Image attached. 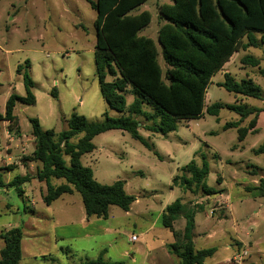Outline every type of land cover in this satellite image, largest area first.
<instances>
[{
    "label": "rangeland",
    "instance_id": "374dc122",
    "mask_svg": "<svg viewBox=\"0 0 264 264\" xmlns=\"http://www.w3.org/2000/svg\"><path fill=\"white\" fill-rule=\"evenodd\" d=\"M96 1L0 0V113H5L11 93L26 94L23 76L17 69L22 65L26 70L27 61L36 96L34 104L17 103V131L9 130L8 122L0 121V166L11 167L3 171L6 181L27 172L36 176L41 166L33 157L35 141L30 117L39 118L43 129L60 132L68 128L67 120L73 112L91 121L103 120L106 112L114 117L125 114L109 106L96 73L97 12L91 6ZM163 3L172 1L147 0L131 10V14L143 10L151 13L150 24L140 34L154 38L158 47V30L163 23L159 6ZM245 54L262 57L263 53L254 47L235 52L226 67L212 77L207 105L219 102L262 107V99L229 92L217 84L224 80L226 71L237 79L251 77L261 86L264 99V61L260 67L245 64L241 61ZM126 98L130 105L134 96L127 93ZM218 117L219 120L205 113L199 119L182 121L177 130L167 135L147 131L144 118H140V132L147 144L121 129L98 134L93 139L95 149L84 154L82 162L93 169L101 183L125 180L126 191L136 197L131 209L111 205L107 218L91 217L88 223L79 192L63 194L47 204L45 182L33 178L22 186L24 196L14 187H0V233L15 226L22 228L23 264H76L98 259L101 253L104 260L122 264H180L179 258L168 252L174 237L163 225L161 215L167 204L182 197L191 205L204 206L195 216L199 225L194 233L195 246L217 248L205 264H235L233 257L238 254H244L242 263L264 264V196L252 197L246 191V186L258 185L264 176V154L252 149L264 142V112L260 114L262 128L247 138L244 148L235 145L236 127H226L227 122L240 120V115L224 107ZM252 118L253 115L242 125L248 126ZM82 136L79 133L74 141ZM202 154L210 164L207 185L223 187L232 195L228 202L232 208L225 210L228 216L217 224L219 211L211 218L205 212L210 214L216 208L220 202L218 193L206 198L180 185L171 188L180 169L193 159L201 164ZM253 169L256 174L251 172ZM52 181L56 185L65 182L56 178ZM174 226L183 229L185 219L181 217ZM213 227L219 231L216 238L199 234ZM133 235L137 239H132ZM232 241L234 247H228ZM4 245L0 238V251Z\"/></svg>",
    "mask_w": 264,
    "mask_h": 264
},
{
    "label": "trees",
    "instance_id": "16d2710c",
    "mask_svg": "<svg viewBox=\"0 0 264 264\" xmlns=\"http://www.w3.org/2000/svg\"><path fill=\"white\" fill-rule=\"evenodd\" d=\"M147 0H97L91 2L96 10L95 63L100 88L109 106L125 114L114 117L107 112L101 121H91L83 114L73 112L68 128L60 132L43 129L39 118L30 117L35 148L33 157L41 163L36 176L27 172L6 181L3 171L11 167L0 166V187H14L24 196L23 185L33 178L43 181L47 187L44 201L50 204L63 194L75 191L81 194L87 218H107L111 205L129 211L136 197L126 191V181L119 179L111 184L99 182L90 166L82 162V156L95 149L93 139L100 133L121 129L132 137L147 144L140 132V124L153 133L167 135L178 129L179 123L201 118L205 113L218 117L223 107L240 115V120L226 123L236 127L239 141L254 130L259 114L264 111L262 89L251 77L237 79L230 72L224 73L219 86L227 91L263 100V106L248 104H206L208 87L212 77L220 71L231 56L250 47L262 50V57L245 54L241 61L252 66H261L264 61V0H173L171 4L159 6L163 23L159 27L157 40L141 35L152 15L148 10L131 14V10ZM160 48V49H159ZM26 70L18 66L26 90L25 95L11 93L5 113L0 120L9 121V129H19V119L14 113L17 103L34 104V81ZM263 72V70H262ZM108 76L113 77L111 80ZM134 96L130 105L126 94ZM58 94L55 92L54 97ZM149 109H145V108ZM253 115L248 126L241 123ZM218 119V118H217ZM83 133L76 142L74 138ZM236 147V146H235ZM264 154V142L253 149ZM181 174L173 177L171 188L180 185L194 194L211 195L222 189L207 185L210 164L202 154L201 164L195 159L183 166ZM251 172L257 173L256 169ZM65 182L54 184L53 179ZM219 182H221L218 179ZM254 196H264V178L258 185L247 187ZM203 204L191 205L182 197L176 198L164 208L161 220L169 228L174 241L168 244L170 253L175 254L180 264H205L213 256L216 247L198 249L194 242L197 211ZM183 217L185 226L176 229L175 222ZM5 242L0 251V264L22 263L23 231L19 226L0 233ZM103 253L98 259L76 264H122L121 261H106ZM242 264H255L244 262Z\"/></svg>",
    "mask_w": 264,
    "mask_h": 264
},
{
    "label": "crops",
    "instance_id": "0c3cea01",
    "mask_svg": "<svg viewBox=\"0 0 264 264\" xmlns=\"http://www.w3.org/2000/svg\"><path fill=\"white\" fill-rule=\"evenodd\" d=\"M172 2H173V0H171ZM234 55H232L231 56V58L233 57ZM231 58H230V60L228 61V62H230L231 61ZM228 62H226L225 63V65L223 66V68H225L226 67V65H227V63ZM262 63V62H261ZM258 67V66H257ZM222 68V69H223ZM262 89V88H261ZM263 95V94H262ZM263 97V96H262ZM207 100V99H206ZM250 106H252V105H250ZM263 106V105H262ZM226 107V106H225ZM257 107H261V106H257ZM224 108V107H223ZM228 108V107H227ZM221 110V109H220ZM220 112V111H219ZM262 112H264V111H262ZM261 112V113H262ZM260 113V114H261ZM260 114H259V116H258V119H257V123H256V126H255V128H254V130H252V131H250L248 134H247V136L243 139V141H239V138H238V142L237 143H235V145H238V147L237 148H244V142L247 140V138L250 136V135H252V134H255V133H257L261 128H262V126H261V121H260ZM205 115V114H204ZM203 117V116H202ZM218 118V120H219V117H217ZM249 119H250V117H248ZM248 118H246L244 121H246ZM197 119H199V118H197ZM194 120V119H193ZM1 121V120H0ZM3 121H5V122H8V126H9V121H7V120H3ZM243 121V122H244ZM251 121V120H250ZM250 123V122H249ZM242 124H244V123H241V126H244V125H242ZM9 128V127H8ZM237 129V128H236ZM10 130V129H9ZM13 130H16L15 128L13 129ZM237 133H238V131H237ZM263 143V142H262ZM261 143V144H262ZM261 144H259V145H257V146H255V147H253L252 149H255V148H257V147H259ZM8 148H9V144H8ZM34 148H35V146H34ZM236 148V149H237ZM234 164V163H233ZM2 167V166H1ZM4 167H5V165H4ZM23 175V174H22ZM262 177L264 178V176L262 175ZM40 182H43V181H40ZM247 187L248 186H246V189H247ZM217 189H222V192H220V193H218V195H219V197H220V202L218 201L217 202V206H216V208L215 209H213L211 212H210V214L209 213H207V212H205L206 214H207V218H211V216H214V214H215V212L216 211H219L218 212V218H219V220L218 221H216L215 223L217 224V223H219V222H221V221H223V218L224 217H227L228 215L226 214V212H225V210L227 209V207L229 208V209H231L232 208V206H231V203H228L229 202V197L230 196H232V195H230V194H228L229 192H226L225 191V189L223 188V187H220V188H217ZM247 191V193L250 195V196H252V197H257V196H254L253 195V193H252V191H249L248 189L246 190ZM217 194V193H216ZM225 194H227L226 196H225ZM260 197H263V196H260ZM206 198H209V195H206ZM227 202V203H226ZM204 209V208H203ZM196 221V220H195ZM86 222H88V223H90L91 221H90V219L89 218H87L86 219ZM236 223L238 224V220H236ZM197 226H199L198 225V223H197V221H196V226H195V230H194V233L196 232L197 233V231H196V227ZM239 231V230H238ZM222 232H224V231H222ZM226 232V231H225ZM200 235H202V236H204V237H208V238H216L217 236H219V231H217L216 230V228H204V230H202L200 233H199ZM237 238L239 239V241L240 242H243V239L242 238H240L239 236H237ZM228 247H234V245H233V241H232V244H228L227 245ZM216 251H217V248H216ZM215 251V252H216ZM169 252V251H168ZM238 252V251H237ZM215 254V253H214ZM213 254V255H214ZM211 257H213V256H211ZM206 263V262H205ZM211 264H228V263H220V262H212Z\"/></svg>",
    "mask_w": 264,
    "mask_h": 264
},
{
    "label": "built area",
    "instance_id": "2783aa9c",
    "mask_svg": "<svg viewBox=\"0 0 264 264\" xmlns=\"http://www.w3.org/2000/svg\"><path fill=\"white\" fill-rule=\"evenodd\" d=\"M132 239H137V236L133 235V236H132ZM245 254H246V252H245ZM243 255H244V254H240V255L238 254V255L234 256V257H233V262H234L235 264H241L242 261H243Z\"/></svg>",
    "mask_w": 264,
    "mask_h": 264
}]
</instances>
